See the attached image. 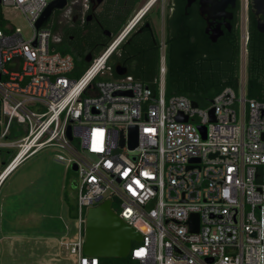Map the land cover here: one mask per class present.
Instances as JSON below:
<instances>
[{"label": "built area", "instance_id": "built-area-1", "mask_svg": "<svg viewBox=\"0 0 264 264\" xmlns=\"http://www.w3.org/2000/svg\"><path fill=\"white\" fill-rule=\"evenodd\" d=\"M50 1L0 0V11L22 14L31 28L25 39L0 16V151L9 155L0 183L45 147L77 163L74 232L59 242L74 264H99L83 253L85 215L105 199L141 235L127 255L133 264H264V101L245 95V27L237 91L224 87L193 106L166 96L162 53L155 92L128 74L98 79L117 41L72 77L73 56L52 49L47 22L35 25Z\"/></svg>", "mask_w": 264, "mask_h": 264}, {"label": "flooded vegetation", "instance_id": "flooded-vegetation-1", "mask_svg": "<svg viewBox=\"0 0 264 264\" xmlns=\"http://www.w3.org/2000/svg\"><path fill=\"white\" fill-rule=\"evenodd\" d=\"M240 13V0H63L50 11L47 25L54 47L69 49L83 61L117 41L106 61L109 75L115 74V66L126 74L134 66L143 74L157 44L165 57L167 41L175 44L182 38L201 44L207 70L227 73L225 79L235 69L237 43L240 71ZM247 24L246 14V32ZM242 57L246 76L254 66L247 42ZM256 66L264 73V59Z\"/></svg>", "mask_w": 264, "mask_h": 264}, {"label": "rangeland", "instance_id": "rangeland-1", "mask_svg": "<svg viewBox=\"0 0 264 264\" xmlns=\"http://www.w3.org/2000/svg\"><path fill=\"white\" fill-rule=\"evenodd\" d=\"M240 1L245 27L248 0ZM2 15L25 39L30 36L31 28L22 14L3 10ZM59 153L68 157L51 146L39 150L0 187V264L75 263V256L59 242L74 232L69 206L75 203L77 163L57 161Z\"/></svg>", "mask_w": 264, "mask_h": 264}, {"label": "trees", "instance_id": "trees-1", "mask_svg": "<svg viewBox=\"0 0 264 264\" xmlns=\"http://www.w3.org/2000/svg\"><path fill=\"white\" fill-rule=\"evenodd\" d=\"M247 47L250 53V60L253 65L248 69L245 76V95L259 101H264V77L263 72L256 66L264 59V35L255 28V20L249 10L247 2ZM54 46V45H53ZM60 53H69V49H58ZM237 55L235 59V69L229 75V78L222 79L227 73L209 72L206 67L203 55V46L179 38L177 43L167 41L165 50L164 64V90L166 96L177 94L194 100L198 106H208L211 99L219 93L224 87H231L235 91L239 85V44L237 43ZM89 63L82 59L73 58V70L70 73L72 77L80 76L87 68ZM160 54L159 44H157L155 57L152 62L145 63L143 74L137 73L136 67H129L128 75L133 79L147 85L152 91H157L159 79ZM148 68V69H147ZM117 75L108 73L98 79H113ZM8 154L0 151V161L6 162ZM111 206L117 209V202L112 199ZM75 203L69 206V214H74ZM134 242L132 241L131 245ZM99 264H133L128 257L124 258H99Z\"/></svg>", "mask_w": 264, "mask_h": 264}, {"label": "water", "instance_id": "water-1", "mask_svg": "<svg viewBox=\"0 0 264 264\" xmlns=\"http://www.w3.org/2000/svg\"><path fill=\"white\" fill-rule=\"evenodd\" d=\"M229 1V0H228ZM63 0H52L48 3L45 10L37 19L35 25L37 27L46 24L50 11L54 7H60ZM249 10L255 20V28L259 33L264 34V0H248ZM54 49V47H52ZM87 63L90 62V56L85 58ZM115 74L122 76L126 74V70L117 69L115 66ZM147 87V85H145ZM193 106L198 104L191 100ZM213 109H209L210 120L213 121ZM177 120L186 121V116H177ZM204 138V127L198 126ZM128 147L132 148L136 145V126L129 125ZM66 134L71 139L70 125H67ZM264 138V131L261 135ZM123 141H120L122 146ZM1 165L3 162L0 163ZM192 218H197V214H193ZM141 235L134 228L128 225L111 207V200L105 199L99 204L89 207L85 215V233L83 243V253L98 258H124L129 254L131 243L139 242Z\"/></svg>", "mask_w": 264, "mask_h": 264}, {"label": "crops", "instance_id": "crops-1", "mask_svg": "<svg viewBox=\"0 0 264 264\" xmlns=\"http://www.w3.org/2000/svg\"><path fill=\"white\" fill-rule=\"evenodd\" d=\"M26 160H27V159H26ZM26 160H25V161H26ZM25 161H24V162H25ZM24 162H23V163H24ZM0 163H1V161H0ZM21 164H22V163H21ZM21 164H20V165H21ZM7 178H8V177H6L4 180H2V182L0 183V187L3 185V183L6 181Z\"/></svg>", "mask_w": 264, "mask_h": 264}]
</instances>
